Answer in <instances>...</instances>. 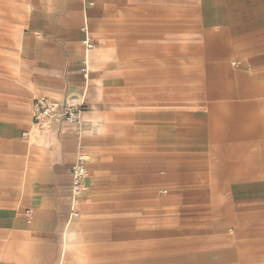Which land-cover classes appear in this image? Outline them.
I'll return each mask as SVG.
<instances>
[{"label":"crops","instance_id":"obj_1","mask_svg":"<svg viewBox=\"0 0 264 264\" xmlns=\"http://www.w3.org/2000/svg\"><path fill=\"white\" fill-rule=\"evenodd\" d=\"M21 46L0 264H264V0H38ZM40 96L82 123L36 128Z\"/></svg>","mask_w":264,"mask_h":264},{"label":"rangeland","instance_id":"obj_2","mask_svg":"<svg viewBox=\"0 0 264 264\" xmlns=\"http://www.w3.org/2000/svg\"><path fill=\"white\" fill-rule=\"evenodd\" d=\"M37 4L38 0H0V81L3 83L4 91L18 81L22 62L21 36L26 21ZM107 47L106 42L104 48ZM184 79L181 73V80ZM196 81L198 84V73H196ZM187 91L181 89L180 96H186ZM194 91L197 95L199 89Z\"/></svg>","mask_w":264,"mask_h":264},{"label":"built area","instance_id":"obj_3","mask_svg":"<svg viewBox=\"0 0 264 264\" xmlns=\"http://www.w3.org/2000/svg\"><path fill=\"white\" fill-rule=\"evenodd\" d=\"M31 108L33 123L38 129L50 128L58 117L69 124L79 126L82 123V114L85 110L84 104L62 105L46 96L34 98ZM85 159L81 157L71 168L73 193L75 195L80 194L85 189V179L87 177Z\"/></svg>","mask_w":264,"mask_h":264}]
</instances>
